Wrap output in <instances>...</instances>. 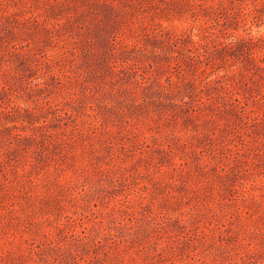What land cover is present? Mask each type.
I'll return each instance as SVG.
<instances>
[{
    "label": "rangeland",
    "instance_id": "obj_1",
    "mask_svg": "<svg viewBox=\"0 0 264 264\" xmlns=\"http://www.w3.org/2000/svg\"><path fill=\"white\" fill-rule=\"evenodd\" d=\"M0 264H264V0H0Z\"/></svg>",
    "mask_w": 264,
    "mask_h": 264
}]
</instances>
